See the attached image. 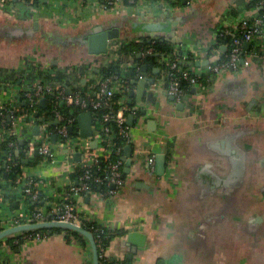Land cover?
<instances>
[{
	"label": "crops",
	"instance_id": "crops-1",
	"mask_svg": "<svg viewBox=\"0 0 264 264\" xmlns=\"http://www.w3.org/2000/svg\"><path fill=\"white\" fill-rule=\"evenodd\" d=\"M94 1L37 0L31 5L0 0V108L19 110L23 90L36 83L63 85L67 94L75 81L84 87L93 83L109 53L89 54L78 42L63 43L96 25L118 28L109 43L170 40L193 54L194 61L206 62L193 64L197 69L217 62L226 49L225 44L212 48L219 30L236 29L263 8L260 0H182L151 14L138 0L119 12L99 10ZM34 22L38 30L32 36L20 32L33 29ZM156 22L163 29L142 27ZM29 43L40 46L30 49ZM250 47L244 55L247 66L222 71L204 88L191 87L181 101L168 94L167 78L156 62L141 52L124 61L122 74L136 70L123 97L130 170L124 172L123 164L124 183L115 195L75 198L79 214L124 231L110 239L108 256L127 264H264V37H256ZM12 118L9 113L7 119ZM34 118L36 111L13 119L11 133L25 143L22 160L28 162L22 161L16 183L0 179L3 228L23 224L33 211L26 201L31 179L44 195L36 210L49 220L65 201L76 169L64 162L62 151L55 152V161L45 159L35 146L29 152L25 138L37 135ZM9 137L4 132L3 138ZM84 139L89 148L96 147L92 135ZM149 153L155 159L152 171L147 168ZM161 154L164 168L158 170ZM2 155L0 150V166ZM50 228H43L47 231L38 239L24 234L21 242L0 244V264H91L87 246L64 232L50 233ZM131 231L145 234L143 245L127 241Z\"/></svg>",
	"mask_w": 264,
	"mask_h": 264
},
{
	"label": "built area",
	"instance_id": "built-area-1",
	"mask_svg": "<svg viewBox=\"0 0 264 264\" xmlns=\"http://www.w3.org/2000/svg\"><path fill=\"white\" fill-rule=\"evenodd\" d=\"M5 1V0H4ZM7 1V0H6ZM137 0H129L132 4H127L124 0H95V6L99 10L107 11L114 10L116 12L124 11L129 9L134 2ZM142 2L141 9L145 12L154 14L158 8H173L179 5L180 0H138ZM187 3H191L194 0H184ZM262 7H264V0L259 1ZM160 6V7H159ZM228 31H231L228 30ZM234 35L231 39V49L228 59L225 61H217L215 63H209L205 66L194 69L193 61L195 59L192 55V60H189L191 64H187V58L189 57L187 52L181 47V45H174L172 54L164 57L163 55L158 56L157 53L153 52V48L149 47L145 51L141 52L142 55H153L156 57V63L160 67L162 73L165 75L168 81L167 92L175 99L181 101V98L186 94V91L181 86L182 81L188 83L190 87L197 89L204 88L208 84L202 82L201 76L208 75V78L213 81L222 71L227 69H237L239 66H247L248 61L246 60L243 52V43L246 41L253 42L256 37H264V11L261 14L254 16L251 19H246L241 22L236 29H233ZM135 41V40H133ZM126 42V41H123ZM123 42H110L107 48L108 63L102 66L101 69L108 66L113 61H121V54L119 53L120 46ZM241 56L244 57L243 63L240 62ZM74 90L71 93H66L63 85H44L36 83L32 86H26L23 90L24 96L35 104L41 99L46 93H51L60 100L61 103L75 104L81 109V112L89 110L93 117L92 125V136L96 140V147L89 148L85 141L86 139L76 135H70V128H73L75 116L63 115L57 108L58 104L55 102L51 109V116H39L32 120V125H38L39 131L36 137L25 138L26 143L29 147V152L33 146L36 147L41 155L49 161H55V152L62 151L65 154L64 162L72 168H81L82 174L78 177L75 182L69 181V190L66 192L65 201L61 203L56 213L52 214L49 220H57L62 222H71L74 224L81 225L82 219L79 217V213L76 209L75 198L85 194H97L99 196L115 195L124 183L122 167L123 159L116 158L112 159L113 153H121L122 145L116 143V137L113 132L115 129L118 130V136L123 140V145L130 142V132L126 120V112L128 107L123 101L125 96L128 80L122 73L98 75V78L90 85L84 87L78 81L74 82ZM118 94L120 97L117 102L119 106L117 108L112 107L113 96ZM106 109L98 113L101 109ZM16 109H7L8 113H12ZM33 112L36 108L33 107ZM3 112L0 111V116ZM26 114V113H24ZM16 117V116H15ZM13 118L8 126L3 125L0 120V143L4 141V132H10V136H14L12 132ZM55 121V124L51 122ZM110 121L114 122V125L109 124ZM55 135L56 139L52 140L51 136ZM81 153V160L74 162L72 156L74 153ZM148 163V169L152 171L154 169V154H148L146 157ZM105 163L103 177L94 176L92 174V168L95 166L99 168L100 163ZM95 181L99 185L106 183L108 186L106 192L100 193L99 191L91 190L89 182ZM27 193L31 191L27 190ZM31 198H36V194L32 192ZM45 213L42 210H33L31 214L25 219L23 223H32L44 221ZM47 217V216H46ZM83 220L86 222H98L92 217L83 216ZM98 224H100L98 222ZM103 228L102 224H100ZM132 229V227H129ZM39 233H27L24 238L34 239L40 238ZM96 242V241H95ZM97 245V243H96ZM98 247V245H97ZM88 258H91L90 248L87 243ZM100 256H107L106 251L103 249ZM99 257V254H98ZM87 258V259H88Z\"/></svg>",
	"mask_w": 264,
	"mask_h": 264
},
{
	"label": "trees",
	"instance_id": "trees-1",
	"mask_svg": "<svg viewBox=\"0 0 264 264\" xmlns=\"http://www.w3.org/2000/svg\"><path fill=\"white\" fill-rule=\"evenodd\" d=\"M24 2L31 4V5H35L37 3V0H23ZM182 0L179 1V4L181 3ZM125 3H129V0H124ZM261 11H264V7L261 9ZM234 35L233 30L228 31L225 29L219 30V32L217 33L215 42L212 46V48H219L222 44L226 45V49L221 52L220 54V58L218 59L219 61H225L228 59L229 53H230V49L232 47L231 45V39ZM152 47L153 48V52L157 53L158 56L163 55L164 57H167L168 55L172 54L173 50H174V43H172L170 40L164 39V38H154V39H150L147 40L145 38H143L142 40H137V41H131V42H123L120 46L119 49V53L121 54V61H113L110 64H108V66L104 67L103 69H101V73L105 76V75H109V74H120L121 70L123 69V63L124 61H127L128 57H132L135 58L136 53L137 52H143L145 51L147 48ZM251 47H249L247 50H245L243 52V55H246L250 52ZM188 58L187 61L192 60V55L190 53H188ZM145 56L146 60L148 61H153L156 62V57L153 55H143ZM136 70L134 69H129V71L127 72L126 78L129 80L130 78L135 75ZM202 82L204 84H209L211 83V80L208 78V75H202L201 76ZM127 83V84H128ZM181 86L184 88V90L186 92H188V90L191 88L187 82L182 81ZM46 103L45 105H40L39 101L35 104H32L31 106V101L28 100L24 94L22 93V103L21 106L19 108V110L14 111L12 114V116H17L23 113L26 114H31L33 113V107L36 108V112L39 116H51L52 112L51 109L53 107V104L55 102H57L58 106L57 108L60 110V112L63 115L66 116H75V121L73 123V128L70 130V135H76L78 134V126H77V116L81 113V109L79 108L78 105L75 104H66V103H61L60 100L58 98H56L55 95L51 94V93H46L44 95ZM120 96L118 94H115L112 98L113 103H112V107L113 108H117L119 106L117 100ZM7 109H10L9 106H6V108H0V111L3 112V114H1L0 116V120L1 122H3V125L8 126L11 123V119L8 120L7 119V115L9 114L7 112ZM106 109H101L98 113L105 111ZM111 125H114L113 121H110ZM114 136L116 137V143L122 145L121 148V153L122 150L124 149L123 145V140L120 136H118V130L115 129L113 132ZM18 149L19 154H16V150ZM24 149H25V143L24 144H19L17 138L15 136H10L9 138H7L6 140L2 141L0 143V150L2 151L3 155L1 157V166H0V179L2 180H8L11 183H16V181L18 179L21 178L22 176V167H23V163H22V158H24ZM121 153L116 154L113 153L111 155L112 159H116V158H120ZM104 162L99 164V168L97 167H93L92 168V174L94 176H100L103 177V175H105V173L103 172V167H104ZM83 170L81 168H76L75 171L73 173H71L70 178L72 180V182H75L78 177L82 174ZM35 179H31L28 181L27 183V187L29 188V190L31 191V193H27L26 195V201L28 202V205L31 209L36 210L37 207H39L44 199V195L41 193V191L35 186ZM90 188L91 190L94 191H99L100 193H104L106 192L108 186L106 185V183H102L101 185H99L97 182L95 181H90L89 182ZM69 190V186L66 187V192ZM35 193L36 194V198H31V194ZM66 200V199H65ZM49 217V216H48ZM79 217L82 219V223L81 225L87 229L88 231H90L93 234V237L98 245L97 249H98V254H99V264H127L125 262L119 261L115 258H112L110 256H105L102 257L100 256V254L102 253V250L104 249L106 251V248L109 244V241L112 237L118 235V234H122L124 233V231H122L121 229H108V228H103L102 226H100V224H98V222H86L85 220H83V216L81 214H79ZM3 222L0 220V230L3 228ZM45 231H47L46 229H38V230H29L26 232H22L20 234H16L14 236H8L2 240H0V244L2 243H12L14 239H17L18 242H21L23 240V235L27 234V233H39V234H43ZM48 231L50 233L53 232H64L66 234V237H69L70 235L73 236V238L82 246V247H86L87 246V241L86 239L76 233V232H72L70 230L67 229H63V228H58V227H53L48 229Z\"/></svg>",
	"mask_w": 264,
	"mask_h": 264
},
{
	"label": "water",
	"instance_id": "water-1",
	"mask_svg": "<svg viewBox=\"0 0 264 264\" xmlns=\"http://www.w3.org/2000/svg\"><path fill=\"white\" fill-rule=\"evenodd\" d=\"M142 27L144 29H148V30H161V29H163L162 24H159L158 22L147 23V24H144ZM37 30H38V25L36 22H34L33 29L28 28V29L20 31V32L25 34V36L30 37ZM118 34H119V30L117 27H112V28L107 29L103 25H96L93 28H91V30H89L88 32H86L83 35H78L72 39L64 40L63 45H67V44H69V42H71V40H73L72 42H78L79 44L84 45L85 50L89 54H102V53L107 52L109 41L113 38H116L118 36ZM250 45H251V42H249V41H246L243 43V47L245 49H248L250 47ZM223 48H225V46ZM243 61H244V57L241 56L240 62L243 63ZM51 62L55 63V61H53V60H51ZM187 64H191V62L188 61ZM193 64H196V65L197 64L198 65L199 64H206V62L201 63L198 60V61H194ZM44 102H45L44 97L39 99L40 105L43 106ZM130 118H131V116L129 117V119ZM51 123L54 124L56 122L52 121ZM154 123L155 122L152 121V125H154ZM92 125H93V117H92L91 112L89 110L81 112L77 116L78 135L81 138H87V137H90L92 135ZM33 129L36 133H38L39 126L35 125ZM70 130H71V128H70ZM51 139L55 140L56 136L52 135ZM19 142L22 143L23 140L19 139ZM94 144L95 143L93 141L92 145H94ZM131 151H132V146L130 144H128L124 147L125 157L123 158V162H124L125 167L123 169H124V172H126V173L129 172L130 167H131V159H130ZM35 153H37L36 150H35ZM16 154H18L17 151H16ZM73 156L76 159H81V153L80 152L74 153ZM22 161L24 163L28 162L27 159H23ZM164 162H165V156L163 154L158 155L157 161H156V168L158 170H162L164 168ZM49 227H59V228L67 229V230H70L72 232H76V233L82 235L86 239V241L89 245V248H90L91 264H99L98 249H97V245H96L95 239L93 237V234L90 231H88L87 229H85L82 225L74 224L71 222H62V221H57V220H47V221L45 220V221H40V222L18 224V225L10 226L8 228H2L0 230V240H2L3 238L10 236L14 233H19V232L28 231V230H38V229L49 228ZM126 238H127L128 242H130L134 245H137V246H141L144 244L146 236L142 232L131 231L127 234Z\"/></svg>",
	"mask_w": 264,
	"mask_h": 264
},
{
	"label": "rangeland",
	"instance_id": "rangeland-1",
	"mask_svg": "<svg viewBox=\"0 0 264 264\" xmlns=\"http://www.w3.org/2000/svg\"><path fill=\"white\" fill-rule=\"evenodd\" d=\"M28 46H29V48L31 49V48H39V46H40V43H29V44H27ZM42 45V44H41ZM27 46V47H28ZM43 46V45H42Z\"/></svg>",
	"mask_w": 264,
	"mask_h": 264
}]
</instances>
